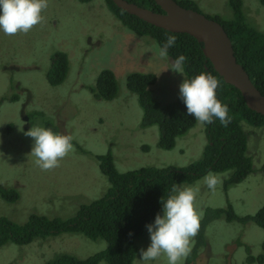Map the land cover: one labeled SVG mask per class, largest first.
<instances>
[{
    "label": "rangeland",
    "instance_id": "1",
    "mask_svg": "<svg viewBox=\"0 0 264 264\" xmlns=\"http://www.w3.org/2000/svg\"><path fill=\"white\" fill-rule=\"evenodd\" d=\"M196 1L205 15L224 21L233 17L230 0ZM240 1L245 21L264 31L262 0ZM106 9L102 0L88 3L47 0L42 22L29 32L12 36L0 33V185L18 188L20 192L15 203L0 195V216L17 224H25L32 214L70 218L76 215L79 204L105 195L111 184L100 168L97 154L111 151L122 172L142 166H188L203 157L209 141L203 127L179 137L172 150L158 146V126L140 130L137 123V129L128 127L136 118L143 124L137 94L130 91V106H121V101H126L123 92L129 73L139 71L134 63L156 73L157 81L151 89L156 86L152 93L160 105L182 100L176 85L185 77L168 67L172 66L168 56L155 55L159 53L156 45L139 50L136 40L129 38L134 32L129 28L123 30L121 21ZM57 51L67 53L69 71L66 80L55 87L49 83L47 74ZM164 63L172 72L169 76L163 72ZM104 69L113 70L119 84V95L110 101L96 99L88 88ZM15 95L20 99L13 101ZM40 112L43 116L37 114ZM24 116H29L28 125ZM47 119L51 124L47 128L73 138V147L56 167L42 170L30 155L33 140L24 131L40 126ZM249 146L253 153H258L255 160L261 161L254 160L256 171L241 183L232 184L228 192L224 186L229 180L227 176L217 177L214 189H208L203 179L198 181L195 204L200 219L207 208H225L229 202L240 216L255 215L264 206V127L259 141L248 135ZM183 188L194 190V186L186 183L177 189ZM205 235L195 256L190 262L184 258L183 264H249L245 258L246 245L253 255L263 251L264 229L254 222L243 224L217 218L207 224ZM191 239L192 250L195 236ZM238 240L243 243L237 246ZM149 243L145 228L136 240L133 264H143L139 250ZM107 245L101 238L91 240L81 234L64 233L30 244L0 246V264H47L67 253L85 258L103 251ZM100 264L108 263L103 260ZM150 264L166 261L160 257Z\"/></svg>",
    "mask_w": 264,
    "mask_h": 264
},
{
    "label": "trees",
    "instance_id": "2",
    "mask_svg": "<svg viewBox=\"0 0 264 264\" xmlns=\"http://www.w3.org/2000/svg\"><path fill=\"white\" fill-rule=\"evenodd\" d=\"M91 0H79L88 3ZM113 15L137 34H147L155 38L160 47L169 35L176 37V43L169 49L168 55L174 61L179 55H184L186 61L183 65L186 79L200 73L211 74L219 82L216 90L217 98L228 107L230 123L222 125L219 120L213 119L207 128L208 142L203 157L188 166L179 167L174 164L167 166H142L133 171L120 172L116 166L115 156L109 151L107 154H97L100 168L104 175L110 179L106 194L81 203L77 206V213L70 218L53 217L48 215L32 214L25 224H17L4 216H0V246L9 243L18 245L30 244L37 239L45 240L52 236L64 233L81 234L88 239H104L107 247L103 251L85 258L76 255L61 254L50 260L47 264H100L105 260L108 264H131L137 252L136 240L144 234L145 225L154 220L161 210V200L167 199L182 183L194 186L196 192L199 180L211 173L220 177L227 165L224 156H228L234 149L244 146V134L240 121L244 120L253 125L264 126V115L258 114L248 108L246 102L237 88L226 83L216 72L213 64L202 51V42L187 33L169 32L163 28L150 24L143 19L118 7L112 0H104ZM140 6L157 12H162L155 0H129ZM182 6L200 11V6L194 0H177ZM264 2V0H262ZM234 9V18L221 20L215 17L225 27L230 36L235 55L238 61L248 72L251 80L264 95V31L256 30L243 18L240 6L242 1L230 0ZM49 65L47 78L49 83L57 86L63 83L68 76L69 60L67 53L57 51ZM156 82L154 73L130 72L127 77V87L138 94L143 109L142 126H158V146L165 150H172L177 139L187 136L195 124V118L187 117L182 111V100L160 105L153 97L148 87ZM90 92L98 100H112L119 92L116 76L110 69L100 72L94 85L88 86ZM13 101L20 99L15 95ZM43 116L42 113H37ZM45 127L51 126L48 119L43 122ZM56 127V126H54ZM137 139L135 138L134 142ZM242 172L241 174H245ZM234 176L226 181L225 190L228 192L232 186ZM222 187V183H220ZM0 195L9 202L15 203L20 198V192L15 187L0 185ZM217 218L227 221L254 220L264 227V207L252 217L240 218L229 202L228 207L207 208L199 220L200 227L196 234V246L189 253V258L195 256L205 239L207 224ZM129 233H132L129 235ZM237 246L242 244L236 241ZM245 255L249 264L254 262L264 264L263 251L256 255L249 253L246 245ZM237 248L234 250L236 254Z\"/></svg>",
    "mask_w": 264,
    "mask_h": 264
},
{
    "label": "clouds",
    "instance_id": "3",
    "mask_svg": "<svg viewBox=\"0 0 264 264\" xmlns=\"http://www.w3.org/2000/svg\"><path fill=\"white\" fill-rule=\"evenodd\" d=\"M95 1H101V0H91L90 2H95ZM127 1L129 3H134L129 0ZM194 1L198 4L196 0ZM46 7H47V0H0V33L7 36H12L17 34L18 32L19 33L29 32L35 25L42 22L43 20L42 11ZM104 11L111 12L108 9V7ZM162 12L164 11L162 10ZM208 17L215 19V17L212 16H208ZM233 18H234V12H233V17L231 19ZM117 19L120 20L119 18ZM252 27L255 28L256 30H260L254 26ZM126 28L127 27L124 25L123 30H126ZM129 36L131 40L133 39L136 40V43L139 46V50L145 49L148 46H150L151 48L153 47L152 45H156L158 47L157 40L150 35L137 34L136 32H134L129 34ZM145 40H148V43ZM175 43H176V37L174 35H169L166 41L160 47H158L159 53H155V55L160 56L162 58L167 57L169 49ZM126 56L130 58L128 55ZM169 60L172 66L171 67L168 66V67L171 68L176 73L183 74L185 77V79L180 85H176V90L179 89V96L182 99L181 103L183 104L181 109L184 112V114L189 118H191V116L195 118L194 120L195 124L191 127L190 132L196 129L200 131V127H203L207 135V128L210 126V123H212L213 119L219 120L220 123L224 126L230 123L231 117L228 115V107L226 104H222V102L217 98L216 95V90L219 87L218 80L215 77H213L211 74H206V73H200L190 79H186L183 68V65L186 61V57L181 54L175 59V61L170 57ZM164 64L166 65V67L163 72L167 76L171 75L172 72H170L167 69V63ZM134 66L138 68L139 71H132V72H139L144 74L154 73V72H149L145 68L138 67L141 66L139 63H134ZM143 67L146 66L144 65ZM112 72L116 76L113 70ZM154 74L156 75V73ZM156 81H157V75H156ZM154 84L148 87V89L151 92L155 91L156 89V86L151 89V86H153ZM130 91L133 92V90L129 89L128 87L125 88V91L123 92V97L125 98L126 101H121V106H126V107L130 106L131 102L129 101L132 100V95L130 94ZM173 91L174 90H172V92ZM118 95L119 92L117 96ZM152 95L154 97L153 93ZM249 109L252 110L251 108ZM137 123L140 127V130H142L143 128L150 127V126H146V127L142 126L139 120H137V118L135 119L134 124L129 123L128 127L130 129H137ZM239 124L242 128L245 137L244 146L239 149H234L232 147V152L228 156H224V158L227 160V165L225 168H223L224 171L221 175L223 178L227 176L229 179L232 176H234L233 185L241 183L245 178H247L249 175H251L256 171V168L253 167L252 165H253V161L255 160L256 154L258 155V153H253L252 147L251 146L248 147V135L253 136L257 142L259 141L262 128L264 127L263 125L262 126L253 125L244 120L240 121ZM39 125L40 126H36V127L31 126L26 131H24V135L32 138L33 140V146L31 148L30 155L35 158L34 159L35 164L42 170H49L56 167L59 163V160L64 158L72 150L73 145L71 141L73 138L69 135H64L59 132H55V130L45 127L44 124L42 123H39ZM21 130L23 131V128H21ZM141 132L143 134L146 133L145 131H141ZM153 133L156 136V132ZM231 168H234V170H232ZM129 171H133V170H129ZM242 172H246V173L241 174ZM108 180L109 182H111L110 179ZM203 180H204V184L207 186L208 189H214V187L218 182L217 177L211 173L205 175ZM172 191L174 194H170L167 199L161 200V210L155 215L154 220L145 225L146 230L149 234L150 243L146 248H141L139 250V258L143 262V264H150V262L155 261L160 257L166 261V264H183L184 258H186L185 262L187 261L190 262L191 258H189V253L193 250V249L191 250V243H192L191 238L195 236V244H194L195 247L196 234L200 227V223H199L200 214L198 213L195 204L196 192L192 188H183V189L174 188ZM258 213L259 211L255 215H243V216L239 215V216L240 218H245L248 216L254 217ZM238 222H241L243 224L254 222L259 225V223L254 220L242 221L239 219ZM261 227L264 229L262 225ZM131 234L132 233H129V235ZM263 247H264V243H263ZM163 256L166 257V259ZM134 258L131 264H133Z\"/></svg>",
    "mask_w": 264,
    "mask_h": 264
},
{
    "label": "water",
    "instance_id": "4",
    "mask_svg": "<svg viewBox=\"0 0 264 264\" xmlns=\"http://www.w3.org/2000/svg\"><path fill=\"white\" fill-rule=\"evenodd\" d=\"M118 7L169 32L187 33L202 42V51L226 83L239 90L252 110L264 115V95L238 62L231 38L221 22L187 8L176 0H155L164 12H156L127 0H112Z\"/></svg>",
    "mask_w": 264,
    "mask_h": 264
},
{
    "label": "flooded vegetation",
    "instance_id": "5",
    "mask_svg": "<svg viewBox=\"0 0 264 264\" xmlns=\"http://www.w3.org/2000/svg\"><path fill=\"white\" fill-rule=\"evenodd\" d=\"M24 118H26L25 119V121H26V124L28 125L29 123H30V119H29V117L28 116H24ZM242 159V158H241ZM252 160H253V158H252ZM261 161V159H256L255 161ZM255 161H253V162H255ZM252 166H254V163H253V165ZM232 170H234V168H231Z\"/></svg>",
    "mask_w": 264,
    "mask_h": 264
}]
</instances>
